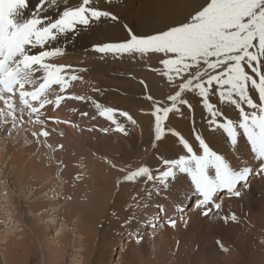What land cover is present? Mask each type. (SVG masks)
Instances as JSON below:
<instances>
[{
  "label": "rangeland",
  "instance_id": "obj_1",
  "mask_svg": "<svg viewBox=\"0 0 264 264\" xmlns=\"http://www.w3.org/2000/svg\"><path fill=\"white\" fill-rule=\"evenodd\" d=\"M31 1L36 4V9L40 7L39 0ZM72 1V3L75 4L76 0ZM122 1L125 10H128L130 15H132L131 19L127 20L125 23L128 22L127 24L131 26L134 31H137L139 25L144 27L148 25L147 28L150 30L148 33L154 34L155 32L152 30H155L158 25L153 28L151 25L155 26V24H152L148 18H146L147 20L143 19V15L140 16L141 0ZM186 7L180 10L182 11L184 9L183 12H185V9H187ZM62 8L63 5H60V8H53V10L60 11ZM180 14L181 12H179V17H177V15L175 19H181L182 16ZM145 20L150 22L147 24L145 23ZM79 27L80 26H78V31L75 32L77 35L72 33L74 36L79 35ZM160 27L162 28L165 26H159L158 28ZM100 28H102V26ZM158 28L156 30H158ZM84 29H87L84 31V41H86V48L84 51L87 53V57H84V60H80L79 62L78 60L75 61V59H72V61L69 62L70 59H67V61L65 60L67 64H65V61L64 64L61 62L58 63V61L56 62L61 56H56V58H58L52 60L58 63L57 65L61 64L73 67L74 69L68 68L72 71L66 69L68 70V73L66 72L68 75L78 74L77 71L74 73V70L78 69L80 64L84 61L81 65H83V69L87 71L85 73V78L89 75L87 78L89 81L87 80V83L83 78L77 81H72L71 86L65 93H59L57 90V94L64 95L66 100L64 99L58 107L55 103L48 104L51 107L49 110L53 109L55 112L59 113L60 108H64V110L66 108L68 114H60V117L65 121L68 120L67 122L71 125H77V128H79L78 125L81 126V124H83V119H92L98 114V111L94 105L88 107L87 103H84L83 101L67 98L72 95H84L91 98L95 96L92 99H99L97 102H102L101 104L103 106L127 112L136 121V124L133 125L130 123L126 117H120L117 112L118 122L120 121L127 132H129L128 135H124L121 132L112 130L113 132L109 137L113 143L118 140L120 146L122 145L124 148L130 149V147H133V155L129 161H126L125 163L119 161V163L125 164L123 166H132V163H134V166L136 165V167H139L141 162L142 164L145 162L141 160L143 151L152 149V146H143L142 142L143 140H148L149 142L151 141L150 143L152 144L154 141V119L153 121H149L151 124L149 122H143V120H141V115L133 110V106L136 107L135 110H142V112L145 111L143 114L146 117H151L150 113L154 110L153 101L148 100L146 97L152 96L154 100L170 105V102L167 101V96L174 92L173 87L168 84L166 77L160 75V71L163 69V66L160 63V57L162 54L149 53L144 57H140L139 55H125L118 57L111 53H98L93 50L94 46L109 42H107L103 36L98 35L99 33L97 34V26H95V24L90 28L84 27ZM119 42H123V40ZM112 43L115 42L113 41ZM63 49L64 53H68L66 48ZM73 53H77V50H73ZM73 53H70V55ZM71 62L77 67H74ZM141 80L144 81V84L140 83ZM84 81L86 83H84ZM37 82L40 83L41 80L40 82L39 80ZM77 84L81 86L77 87ZM87 85H91L90 88H88L89 86ZM145 85H147V87H145ZM102 92L104 94H102ZM88 93L91 94L89 95ZM126 93H130V95L124 97V94ZM97 94L100 96H97ZM192 94L193 93L186 94L192 108L189 109L187 105L181 106V112H183L184 115H173L170 113L169 120L164 122V137L170 140V148H176V151L179 154L182 150V146L177 142V138L172 136L167 129L171 128L179 131V133L188 139L190 143H196L193 136L191 138L185 136L184 131H188L186 128L179 130L176 124H185L184 127H187V125L190 127L191 125L197 127L196 121H198L201 130L203 132H209L212 136V140L217 143L215 147L216 149L213 150L228 157L233 164L239 162H241L239 164L242 165L249 164L250 162L256 163L254 160V154L251 153L250 145L247 144V141L245 143L242 140L238 154L231 155L229 153V151L235 148H232V145L222 131L213 132L209 130V114L203 108V103L200 98L195 94ZM112 95L117 97V103L112 100ZM135 95H139L141 99L135 98ZM100 97L103 98L100 99ZM48 98L54 101L55 96L49 94ZM113 99L115 100V98ZM2 102L3 101H0V109L3 107ZM142 105H144V107H142ZM218 105L216 107H220L228 118L237 120L234 114H231L230 116L228 115L231 113L230 108L232 110L234 109V106L229 107L230 105L219 104V101ZM193 106L201 107L200 114L196 112V108L194 109ZM27 111L28 110L26 109L24 115L26 117L23 116L16 128L12 127L11 117L0 116V264H264V175L257 176L253 174L250 177L248 186L240 189L241 195L239 197L228 195V200L225 199L224 201L223 199L221 201L225 196V193H222L217 200L218 203H221V209L218 212L213 209V212L209 213V216H204L202 214L203 209L200 208L196 211H191L196 198L188 191L190 178L187 177L186 174H182L171 186V193L166 198L164 196L152 197L151 203L153 206L144 208V213L147 212L146 215L139 217V214H137V222L135 224L131 223L124 225L125 223L123 221L126 219L124 216L118 219V221L106 220L111 212V208L112 210L114 209V202H112L114 201V193H112V195L110 193L108 200L105 201L103 199V205H100L102 206L103 215L101 214L100 221L97 224L96 233L92 235L94 239L84 238L85 242H83V239L75 238L74 229L72 227L75 221L69 222L63 218L65 210L66 213L68 212L71 201L69 198H63L62 194L67 190L63 191L62 189L63 187H68L77 193H84L82 198H80L81 204L79 203V206H82L83 203L84 206L85 204L89 205L97 191L95 186H93L94 181L91 180L92 174L87 164V162L90 161L83 151L80 152L78 150H75L76 153L77 151L80 152L82 157L80 159L77 158L76 160L75 156H77V154L73 151H70L71 153H69V150H73L74 146L71 148H65V150L59 146L54 149L55 144L46 140L45 137H39L40 142L37 143V137L32 135L34 131L39 132L40 130H44L51 136L62 137L64 135V129L68 126H63L57 120L55 121L56 118L50 114L48 115L50 119L49 117L44 116L43 118L42 115V117L40 116V119H44V122L47 121L43 125L40 124L42 127L35 123H30V125L28 124ZM84 111L87 113V115H84L85 117L82 115ZM248 111L251 110L248 109ZM196 113L199 115L196 116ZM17 115L19 116V113ZM139 117L140 121L138 120ZM33 119H35V117ZM102 119L103 121H107L104 117H102ZM221 120H223V117H221ZM24 124L28 125L25 126ZM33 124L35 126H33ZM46 126L49 128L47 129ZM3 128L5 130H3ZM149 128H151L152 131L151 129L149 130ZM54 129H56V131ZM146 129L147 132L149 131L148 136L145 133ZM22 130L27 133L28 137L23 135L24 132ZM60 133L63 135L61 136ZM31 143L35 148L41 149L39 150L40 153L38 152L39 155L34 151L33 155L29 152L27 153V146ZM155 143L157 148L161 147L159 144L160 142ZM18 144L20 145L18 146ZM46 145H50L51 147H47ZM178 146L180 147L179 150ZM244 146L248 148L246 149ZM77 147L79 149V146ZM243 150H246L242 153L244 156L242 154L240 155ZM106 151H108V148L103 149V152ZM13 153L17 154L18 158L15 157ZM158 153L159 152L157 151H152L151 155H156L155 157L158 158L160 155V153ZM53 155H63L73 161L76 160V166L74 171L72 170L73 173H71V169H69V171H62V168H64L63 165L61 168L57 167L61 164L60 162V164L53 163L52 165L54 166L55 164L57 167V176H53L51 183L49 182V184L43 186V183L36 175V170L34 168L38 167L39 164L41 166H47L50 161H53ZM48 157L50 160H48ZM80 160H82V164H80ZM27 164L32 166V168L23 175L21 171L25 168L23 166ZM80 167L82 168L80 169ZM83 169L85 170L84 172ZM71 174L74 176L71 177ZM60 175L61 178H59ZM120 176L122 177L121 174ZM103 177H101V179L106 182L100 185V188L102 190L101 193L106 197L103 190L109 187L108 182L110 179L108 180ZM16 178L19 181L16 180ZM186 193L187 198L185 196ZM109 200L110 203H108ZM180 202H183V207L185 209L183 213L174 210V206ZM156 203L163 204L164 206L167 203H170L171 208L169 209V213H161L158 219H154L158 211L155 207ZM51 208L54 211H52ZM168 208L169 206L166 207V209ZM127 214L130 215V213ZM232 214L236 215V221L230 219ZM169 216L176 220L175 227H171L167 223ZM224 217H229L227 222H225ZM185 221H187V223H185ZM61 223L63 224L62 227ZM153 223H155V227L152 226ZM154 229L157 230L155 231ZM152 231L156 232L155 238L149 233ZM138 240L139 242H137ZM126 243L128 246L125 248L124 245ZM150 244L151 246L153 244L155 245L156 252H152L153 249H149L151 247ZM224 249H227V251Z\"/></svg>",
  "mask_w": 264,
  "mask_h": 264
},
{
  "label": "snow or ice",
  "instance_id": "obj_2",
  "mask_svg": "<svg viewBox=\"0 0 264 264\" xmlns=\"http://www.w3.org/2000/svg\"><path fill=\"white\" fill-rule=\"evenodd\" d=\"M105 3L112 4L113 0H105ZM186 3L187 9L181 19L166 23L154 34L140 35L123 23L118 13L101 8L95 0H76L75 4L72 0H39L40 7L27 18L24 10L28 8L29 0H0V101L7 109L6 112L0 109V116L11 117L13 128L22 120L26 109L28 122L42 125L41 109L52 103L58 107L66 98L57 94L53 86H58L59 93H65L72 81L82 79L77 74H66L68 65L47 62L64 54L63 48L43 50L48 43L77 32L78 26L90 28L93 24L111 22L122 26L127 37L123 42L95 45L94 51L118 57L162 54L160 75L166 77L174 92L167 96L170 105L156 101L152 96L146 97L153 101L154 110L150 114L154 117L155 142L162 141L164 122L169 120L170 113L182 116L181 106L192 108L186 94L193 93L209 114L210 131H222L237 153L243 138L250 145L256 163L233 164L228 157L213 150L200 133L195 135L194 144L169 128L167 131L182 146V153L177 157L161 156L155 165L135 169L108 161L112 168L123 173L117 187L126 184L136 189L125 209L130 213L125 225L136 221L138 211L153 206L152 197L170 195L171 186L182 174L190 178L188 191L198 201L196 207L203 209L204 216H209L213 209L217 212L221 209L217 200L222 193L239 197L240 189L248 186L253 174L264 175V0H186ZM60 5L63 8L58 18L42 15ZM31 49L40 51L33 54ZM36 73L42 75L37 77ZM38 79L42 82L35 90H25L26 85H36ZM140 83L144 84V81ZM17 92L22 104L19 109L13 103ZM250 93L258 94V102ZM49 94L55 96L54 101L48 98ZM216 95L219 103L238 110L237 120L228 118L215 102H210ZM67 98L90 101L101 117L115 125L114 131L124 135L128 132L118 122L117 112L136 124L127 112L105 107L91 97L72 95ZM245 105L251 111H246ZM32 135L39 143V137H48L49 133L40 130ZM155 142L151 145L153 148L157 147ZM185 196L187 198V193ZM155 207L158 211L154 219L167 212L163 204L156 203ZM174 210L183 213V202L176 204ZM224 219L227 222L229 217ZM230 219L236 221L237 217L232 214ZM167 223L176 226V220L171 216ZM152 226L155 227V223Z\"/></svg>",
  "mask_w": 264,
  "mask_h": 264
},
{
  "label": "bare ground",
  "instance_id": "obj_3",
  "mask_svg": "<svg viewBox=\"0 0 264 264\" xmlns=\"http://www.w3.org/2000/svg\"><path fill=\"white\" fill-rule=\"evenodd\" d=\"M134 1V0H132ZM73 2V1H72ZM96 4L98 6H100L101 8H109L110 10L114 11L115 13H118L119 16L121 17V20L123 23H125L127 20H130L131 19V16L130 13L128 12V10H125V6H124V3L122 0H113V3L112 4H107L105 3V0H95ZM130 4V3H128ZM140 16H144L143 19H146L148 18V20H150L152 22V24H155L154 25H151L153 28L157 26V28L159 26H165L166 23H170L172 20H175L176 16L179 17V12H181V16L182 14L184 13L183 10L181 11L180 9L184 8L187 6V3H186V0H141V3H140ZM127 7V6H126ZM128 8V7H127ZM187 8V7H186ZM36 10V4H34V2H32L31 0H29V6L27 9H25V17H29L30 14L32 12H34ZM186 10V9H185ZM59 12L60 11H54L53 8L50 9L49 12L47 13H42V15H50L53 19L55 18H58V15H59ZM132 12V11H131ZM178 13V14H177ZM132 14V13H131ZM134 17V16H133ZM179 19V18H178ZM147 20V19H146ZM145 20V23H149L150 21H146ZM135 22V21H134ZM138 22V21H137ZM128 23V22H127ZM139 23V22H138ZM144 25V24H143ZM95 26H97V34L100 35V36H103V38H105V40H107V42H118L119 41H122L124 40L126 37H127V33L126 31L123 29L122 26H116L114 24H112L111 22H105V23H100V24H95ZM102 26V28H100ZM148 26V25H147ZM144 27V26H138L137 27V31L136 33L140 34V35H144V34H147L150 30L149 28ZM150 27V26H149ZM151 27V28H152ZM152 28V29H153ZM155 28V30L157 29ZM161 28V27H160ZM158 28V30L160 29ZM164 28V27H162ZM161 28V29H162ZM87 29H84L83 26H80L79 27V35L78 36H74L72 33H69L67 36H61L59 37L57 40L55 41H51L48 43V45L46 46L45 49L43 50H52L54 48H66L68 53H64V56L60 58H58V60H56V62L58 61L61 62L62 64H64V61L67 59H70V61H72V59L75 61L78 60L80 62V60H84V57H87V53L84 51V49L86 48V41H84V34ZM155 30H152L155 32ZM92 31V30H90ZM94 32V31H93ZM76 34V33H74ZM149 34V33H148ZM77 35V34H76ZM70 37V38H69ZM86 38V37H85ZM86 40V39H85ZM73 50H77V53H73ZM33 54H38L40 49H31L30 50ZM70 53H73L72 55H70ZM93 54V53H92ZM92 56V55H91ZM97 57V56H96ZM56 57L52 58V59H57ZM90 58V57H89ZM50 60V61H47L49 63H54V64H58L56 63L55 61L53 60ZM86 60V59H85ZM65 61V64H67V62ZM68 62V64H69ZM84 62V61H83ZM82 62V63H83ZM81 63V64H82ZM71 64H73V62H71ZM77 64V63H76ZM79 64V63H78ZM80 64V68L78 67V69H75L74 70V73L77 71L78 74L80 77H82L86 82H87V78L89 77V75L86 77L85 73L87 72L86 70L84 71H80L81 69H83V65ZM87 64V63H85ZM61 65V64H60ZM74 65V64H73ZM140 66V65H139ZM74 67H77L76 65H74ZM86 67V66H85ZM71 69L73 67H70ZM74 69V68H73ZM70 70V69H68ZM68 70H66V72L68 73ZM72 71V70H70ZM66 73V74H67ZM70 73V72H69ZM73 73V72H72ZM42 75V73H36V76L37 77H40ZM129 76V75H128ZM148 77V76H147ZM98 79V78H97ZM39 80V79H38ZM37 80V81H38ZM79 80V79H78ZM92 80V79H91ZM84 81V83H86ZM89 81V80H88ZM40 82V80H39ZM42 82V80H41ZM79 82V81H78ZM81 83V82H80ZM79 83V84H80ZM88 83V82H87ZM91 83V82H90ZM37 84H39L37 82ZM26 85L25 86V90L27 91H33L35 90V87H38V85ZM81 85H78L77 84V87H79ZM89 86V85H87ZM91 86V85H90ZM90 86L88 88H90ZM124 86V85H123ZM54 88H56L58 90V86H53ZM75 87V86H74ZM92 89V88H91ZM95 90V89H94ZM85 92V91H84ZM87 92V91H86ZM113 92V91H112ZM92 93V92H91ZM90 93V94H91ZM115 93V92H114ZM67 94V93H66ZM70 94V93H68ZM89 94V93H88ZM87 94V95H88ZM89 94V95H90ZM93 94V93H92ZM102 94H104L102 92ZM110 94V93H109ZM251 95L254 96V100L255 102H258V94L256 93H250ZM88 95V96H89ZM94 95V94H93ZM99 94H97L98 96ZM130 93H126L124 94V97L125 96H129ZM132 95V94H131ZM193 95V94H192ZM54 96V95H53ZM100 96V95H99ZM113 98H115V100L112 98L113 101H115L117 103V97L112 95ZM17 97V98H16ZM95 97V96H94ZM92 97V98H94ZM111 97V95H110ZM103 97H100V99H102ZM135 98H140L141 97L139 95H135ZM53 99V98H52ZM127 99V98H126ZM13 100H14V105L16 106L17 109H19L20 107H22V104H21V101L19 99V93L17 92L16 95L13 97ZM66 100V99H65ZM96 101H98L99 99H95ZM105 100V99H104ZM112 100L110 99V101L112 102ZM109 101V102H110ZM119 101V99H118ZM218 101H219V98H218V95L216 96H212L211 98V101L210 102H215L216 106L218 105ZM84 103H87V106L88 107H92L93 105L90 104L89 101L85 102L83 101ZM107 102V101H106ZM134 102V101H133ZM139 102V101H138ZM144 102V101H143ZM3 103V102H2ZM35 103V102H33ZM100 103V102H99ZM102 103V102H101ZM114 103V102H113ZM142 103V102H141ZM140 103V104H141ZM105 104V103H104ZM144 104V103H142ZM220 104V103H219ZM50 105V104H49ZM48 104L45 105V107L43 109H41V112H43V118L44 116L45 117H49L48 115L50 114L51 116H54L56 119L55 121L57 120L60 124H62L63 126H68L66 127L63 131V134H61L62 137H59V136H51V135H48V137H45L46 140L50 141L52 144H55L53 147L54 149L56 147H60L62 148L63 150H65V148H71L74 146V149L73 150H69V153H71L70 151H73L76 153L75 150H78V151H83V153H85L86 157L89 159L90 162H87L88 164V168H90V171H91V180L94 181V184L93 186H95V189H97V191L95 192L96 194L93 196L92 200H91V203L89 205L85 204L84 206V203L82 206H79V203L81 201L80 198H82V196L84 195V193L80 194V193H77L76 191L74 190H71L69 189L68 187H63V191L67 190L63 195V198L65 199H70L71 203L69 204V209H68V212L66 213V210L63 214V218L66 220V221H69V222H72V221H75L74 225H72L73 229H74V237L75 238H81L83 239V242H85L84 238L85 239H94V237L92 235H94L97 230V224L99 223L100 221V218H101V214H102V206L100 205H103L102 203L105 201L108 200L109 198V194L111 193H114L113 195V200L112 202H114V209L112 210L111 208V212L110 214L108 215V217L106 218V220L108 221H118V219H120L121 217H128L129 215L127 213H129L128 211H126V206L128 205V203L130 202V197L134 194V192L136 191L135 189V186H129V185H126V184H121L119 187H117V181L121 178L120 174L123 176V173H119L120 171H118L117 169H114L111 167V165L108 163V161H111V163L113 164H116L117 166H123L125 164H121L122 162H126V161H129V159L132 157L133 155V147H130V149H127V148H124V146L122 147V145L120 146V142L117 140L116 142H112L110 140V137L109 135L113 132L112 130L115 129V125L108 122L107 121H103L102 117L99 115V114H96V116H94L92 119H88L86 118V120H82L84 121L83 124L78 125L79 128H77V125L74 126V124H70L69 122L65 121L64 119H62V117H60V114H66L67 111H66V108L64 110L60 108V111L59 113L55 112V110H49L51 107L49 106ZM65 105V104H64ZM145 105V104H144ZM144 105H142V107H144ZM36 107H39L38 104L35 103ZM146 106V105H145ZM219 106V105H218ZM229 106V105H228ZM4 107V108H3ZM3 109L7 111L6 109V106L4 105L3 103ZM194 107V106H193ZM229 107H232V106H229ZM245 110L248 111V108L247 106L245 105ZM1 108V109H2ZM56 108V107H55ZM136 107L133 106V110L137 113H139L142 117L141 120H143V122H149V121H153V117H146L142 112V110H135ZM196 108V112L200 114V109L201 107H194V109ZM220 108V107H218ZM95 109V108H94ZM77 110V109H76ZM93 110V109H92ZM91 110V111H92ZM144 110V109H143ZM48 111V113H47ZM64 111V112H63ZM90 111V110H89ZM96 111V110H95ZM148 111V110H147ZM93 112V111H92ZM230 114H228L229 116L231 114H234L236 119H238V110H236L235 108L231 110L230 108ZM19 112H17L18 114ZM85 113V111H84ZM96 113V112H95ZM134 113V112H132ZM196 113V116L199 115ZM228 113V112H227ZM27 114V113H26ZM68 114V113H67ZM91 114V113H90ZM25 115V114H24ZM94 115V114H93ZM144 115V116H143ZM41 116V117H42ZM84 116V115H83ZM91 116V115H90ZM26 117V116H24ZM28 117V116H27ZM85 117V116H84ZM83 117V118H84ZM134 117V116H133ZM34 118V117H33ZM81 118V116H80ZM138 118V117H136ZM171 118V117H170ZM175 118V117H174ZM198 118V117H197ZM27 119V118H26ZM50 119V117H49ZM201 119V118H199ZM203 119V118H202ZM42 120V118H41ZM44 120V119H43ZM42 120V121H43ZM118 120V119H117ZM140 121V117L138 119ZM198 120V119H197ZM81 121V120H80ZM79 121V122H80ZM47 122V121H45ZM44 122V123H45ZM120 122V121H119ZM198 121H196V126L194 125H191V127L189 125H187V127L183 124H176L177 128L179 130L183 129V128H186L188 131H184L185 132V136L188 137V138H191L193 136L194 138V141H195V135L197 133H200L201 135H203L205 138H206V141L210 144V147L212 149H216V144L214 140H212V136L209 132H203L200 128V124L199 122L197 123ZM202 122V121H201ZM10 123V122H9ZM28 123V122H26ZM43 123V124H44ZM54 123V122H53ZM150 123V122H149ZM154 123V121H153ZM195 123V122H193ZM192 123V124H193ZM30 124V122L28 123ZM27 124V125H28ZM42 124V125H43ZM78 124V123H77ZM151 124V123H150ZM25 126H27L26 124H24ZM31 125V124H30ZM40 125V124H39ZM46 125V124H45ZM57 125V124H56ZM202 125V124H201ZM10 126V125H8ZM33 126H35L33 124ZM41 126V125H40ZM53 126V125H52ZM140 126V125H139ZM141 126H142V123H141ZM150 126V125H149ZM39 127V126H38ZM42 127V126H41ZM40 127V128H41ZM134 127V126H133ZM23 128V127H22ZM46 128L48 129L49 127L46 126ZM45 128V129H46ZM61 128V127H60ZM64 128V127H63ZM145 128V127H144ZM147 128V127H146ZM46 129V130H47ZM103 129H108L107 132L103 131ZM143 129V128H141ZM151 128H149L150 130ZM167 129V128H166ZM3 130H5L3 128ZM56 131V129H54ZM139 130V129H138ZM24 132V130H22ZM51 131V130H50ZM49 131V132H50ZM136 131V129H135ZM141 131V130H139ZM152 131V129H151ZM202 131V132H201ZM4 132V131H3ZM7 132V131H6ZM22 132V133H23ZM67 132V133H66ZM129 132V131H128ZM143 132V130H142ZM179 132V131H178ZM181 132V131H180ZM216 132V131H215ZM131 133V132H130ZM145 133L147 134L148 136V133L149 131L147 132V129L145 130ZM52 134V132H51ZM145 134V135H146ZM152 134V133H150ZM149 134V135H150ZM210 134V135H209ZM24 136L28 137L27 136V133L24 132L23 133ZM58 135V134H57ZM144 135V134H143ZM23 138V137H22ZM144 138V137H143ZM214 138V137H213ZM28 140V139H27ZM140 140V139H139ZM138 140V141H139ZM143 140V139H142ZM32 141V140H31ZM151 142V141H150ZM148 140H143L142 142V145H146V147L148 146H151L152 144L150 143ZM154 142V141H153ZM152 142V143H153ZM193 142V141H192ZM243 142L246 143V138H243ZM26 143V142H25ZM30 143V142H29ZM38 143V142H37ZM140 143V141H139ZM159 143V142H158ZM169 143H170V140H168L166 137H163L162 138V141H160V148H153L150 150H146V151H143V154H142V157H141V160L142 161H145L143 164L142 162L140 163L139 166H142V165H155L157 163V160L163 156V157H166V158H172V157H177L178 156V152L176 151L177 149L174 148V149H171L170 146H169ZM195 143V142H194ZM244 143V144H245ZM20 144H18L19 146ZM136 145V144H135ZM167 147H166V146ZM171 145V144H170ZM34 145L31 143V144H28V148H27V153L29 152L30 154L33 155V151L36 152L38 154L39 150H41L40 148H35V146L33 147ZM79 146V149L78 147ZM180 146V145H179ZM178 146V147H179ZM40 147V146H39ZM142 147V146H141ZM173 147V146H172ZM242 147V145H241ZM245 147V146H244ZM76 148V149H75ZM104 148H108V151L106 152H103V149ZM233 148V147H232ZM246 149L248 147H245ZM2 149V148H1ZM180 149V147L178 148V150ZM242 149V148H241ZM6 150V149H5ZM37 150V151H36ZM62 150V151H63ZM4 151V150H3ZM77 151V156L76 157V160L77 158H81L82 157V154H80V152ZM152 151H157L160 153L159 157L156 158L155 156L151 155L152 154ZM168 151V152H167ZM246 150H243L240 155L245 152ZM24 152V151H23ZM32 152V153H31ZM64 152V151H63ZM226 152V151H225ZM21 153V151H20ZM40 153V152H39ZM42 153V152H41ZM58 153V152H57ZM68 153V152H66ZM158 153V154H159ZM182 153V150L180 151V154ZM229 153L232 155V154H238L236 152L235 149L229 151ZM228 153V154H229ZM3 154V153H2ZM15 155V157H17V154L13 153ZM156 154V153H154ZM1 155V154H0ZM39 155V154H38ZM71 155V154H70ZM244 156V154H242ZM4 156V155H2ZM66 156V155H65ZM235 156V155H234ZM74 157V155H73ZM14 158V157H13ZM18 158V157H17ZM71 158V157H69ZM78 159V160H79ZM17 160V159H16ZM48 160H50V158L48 157ZM52 160L53 161H50V163H48L47 166H41L40 164L38 165V167H35L34 169L36 170V175L41 179L42 183H43V186H45L46 184H49V182L51 183L52 181V178L53 176H57L56 175V169L57 167L61 168V166L63 165L64 168H62V171L63 170H67L69 171V169H71V173H73L74 169H75V166H76V160L73 161L71 159H68L66 157H64L63 155H53L52 157ZM140 160V161H141ZM239 160V159H238ZM242 160V159H241ZM248 160V159H247ZM29 161V160H28ZM82 160H80V164H82L83 162H81ZM119 161L121 163H119ZM134 161V160H133ZM245 161V160H244ZM31 162V161H30ZM61 164H60V163ZM32 163V162H31ZM53 163H59L56 167V165L54 164V166L52 165ZM151 163V164H150ZM241 163V162H239ZM67 165V166H66ZM69 165V166H68ZM242 165V164H241ZM77 166H80V165H77ZM19 167V166H18ZM25 168H23L24 170L21 171V173L23 175H25V173H27V171L32 168V166H30L29 164L23 166ZM54 167V168H53ZM67 167H70V168H67ZM133 169L136 168V165L134 166V163H132V166ZM82 167H80L81 169ZM73 170V171H72ZM113 170V171H111ZM24 171V172H23ZM85 170L83 169V172ZM111 171V172H109ZM79 172V170H78ZM20 173V174H21ZM21 174V175H22ZM59 174V173H58ZM70 174V172H69ZM22 175V176H23ZM13 176V175H12ZM64 176V175H63ZM62 176V177H63ZM74 175L71 174V177H73ZM105 177L109 180L108 182V188L103 190V193L106 194V197L101 193V188H100V185H102L104 182V180L101 179V177ZM255 176V175H254ZM59 177V176H58ZM103 177V178H104ZM61 178V175L60 177ZM66 178V177H65ZM254 178V177H253ZM16 180H18L16 178ZM15 180V181H16ZM254 180V179H253ZM19 181V180H18ZM17 182V181H16ZM70 182V181H68ZM66 184V183H64ZM69 184V183H68ZM68 186V185H66ZM84 188V186H83ZM94 188V187H93ZM89 189V188H88ZM115 189V191H114ZM94 190V189H93ZM94 193V192H92ZM92 193H91V196H92ZM224 198L221 199V201L224 199H227L228 200V195L224 194ZM174 196V195H173ZM64 199V200H65ZM104 199V200H103ZM226 200V201H227ZM66 201V200H65ZM103 201V202H102ZM84 202V200H83ZM76 203V204H75ZM107 203V202H106ZM110 203V200L109 202ZM198 203L197 200H195V204L193 206V208L191 209V211H196L198 210L199 208L196 207V204ZM81 204V203H80ZM171 204L170 203H167L165 206H169V208L167 209V213H169V209L171 208L170 206ZM68 208V207H67ZM52 210V208H51ZM105 210V209H104ZM54 211V210H52ZM144 209L142 211H138L137 214H139V217L142 216V215H146L147 212L144 213ZM56 212V211H55ZM153 213V212H152ZM136 214V215H137ZM154 214V213H153ZM103 215V214H102ZM138 217V216H137ZM138 217V218H139ZM153 217V216H152ZM181 219V218H180ZM164 221V220H163ZM124 222V221H123ZM121 222V223H123ZM137 222V218H136V221L133 222V224H135ZM113 223H116V222H113ZM62 223H61V227H62ZM125 225V224H124ZM70 227V226H68ZM159 228V227H158ZM61 229V228H60ZM142 230V229H141ZM155 230V229H154ZM157 230V229H156ZM155 230V231H156ZM175 230V229H174ZM61 231V230H59ZM159 231V229H158ZM133 233V232H132ZM150 235L152 237L155 238V235H156V232L152 231V232H149ZM174 233V232H173ZM133 237V235H132ZM137 239V238H136ZM130 240V239H129ZM244 240V239H243ZM242 241V240H241ZM246 241V240H245ZM80 242V241H79ZM134 242V241H133ZM31 243V242H30ZM247 243V242H246ZM125 248L128 246V244L126 243L125 245ZM151 246V244H150ZM149 249H153L152 252H156V249H155V245L153 244ZM31 250V249H30ZM152 255V254H150ZM77 258V257H76ZM75 261V260H74ZM213 261V260H212ZM215 261V260H214Z\"/></svg>",
  "mask_w": 264,
  "mask_h": 264
}]
</instances>
